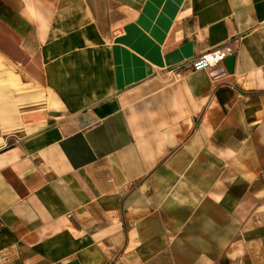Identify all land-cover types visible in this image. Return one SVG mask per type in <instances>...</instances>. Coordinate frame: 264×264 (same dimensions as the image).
Wrapping results in <instances>:
<instances>
[{
	"label": "crops",
	"instance_id": "1",
	"mask_svg": "<svg viewBox=\"0 0 264 264\" xmlns=\"http://www.w3.org/2000/svg\"><path fill=\"white\" fill-rule=\"evenodd\" d=\"M0 30L38 68L0 107V264H264V0H0Z\"/></svg>",
	"mask_w": 264,
	"mask_h": 264
},
{
	"label": "rangeland",
	"instance_id": "2",
	"mask_svg": "<svg viewBox=\"0 0 264 264\" xmlns=\"http://www.w3.org/2000/svg\"><path fill=\"white\" fill-rule=\"evenodd\" d=\"M19 51V45L0 30V107L6 117L9 110L13 113V106L20 104V97L28 91L29 86L25 84L38 76L36 72L32 73V68L38 69L33 65V60L23 57ZM14 134L13 131L7 133L9 136ZM10 142L6 141L0 147Z\"/></svg>",
	"mask_w": 264,
	"mask_h": 264
},
{
	"label": "built area",
	"instance_id": "3",
	"mask_svg": "<svg viewBox=\"0 0 264 264\" xmlns=\"http://www.w3.org/2000/svg\"><path fill=\"white\" fill-rule=\"evenodd\" d=\"M239 40L228 42L224 46L217 48L214 51L206 52L199 58L186 62V64L178 67L175 70L166 71L168 76L174 75L181 76L183 70L188 69L191 72L200 73L201 71L214 70L220 65L224 64L228 58H231L235 54V50L232 45L238 44Z\"/></svg>",
	"mask_w": 264,
	"mask_h": 264
}]
</instances>
